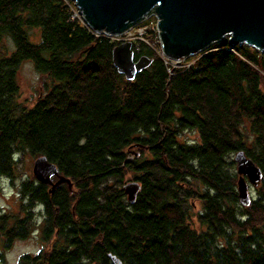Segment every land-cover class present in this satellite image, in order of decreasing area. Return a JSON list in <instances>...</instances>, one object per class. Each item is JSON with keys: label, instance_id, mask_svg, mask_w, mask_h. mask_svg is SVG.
<instances>
[{"label": "trees", "instance_id": "obj_1", "mask_svg": "<svg viewBox=\"0 0 264 264\" xmlns=\"http://www.w3.org/2000/svg\"><path fill=\"white\" fill-rule=\"evenodd\" d=\"M73 5L0 0V181L29 155L33 174L45 156L52 182L71 183L20 179L19 208L0 210L1 262L36 232L43 246L16 264H264V52L225 38L174 67L138 40L136 59L152 62L128 80L119 42L73 18ZM26 61L46 76L30 105L18 99ZM240 150L262 172L249 204Z\"/></svg>", "mask_w": 264, "mask_h": 264}, {"label": "water", "instance_id": "obj_2", "mask_svg": "<svg viewBox=\"0 0 264 264\" xmlns=\"http://www.w3.org/2000/svg\"><path fill=\"white\" fill-rule=\"evenodd\" d=\"M84 21L99 33L117 35L145 20L151 14L157 19L164 54L174 60L188 58L205 51L212 44L228 38L231 47L247 45L264 52V0H72ZM114 64L126 79L134 80L137 73L148 67L152 59H136L133 43L125 41L113 50ZM238 163V191L243 204L252 200L249 182L258 183L260 168L243 150L235 154ZM36 177L53 185L69 182L58 175L55 164L40 156L34 163ZM248 177V180L246 177ZM140 184L131 182L126 189L134 202ZM115 264H122L112 256Z\"/></svg>", "mask_w": 264, "mask_h": 264}, {"label": "rangeland", "instance_id": "obj_3", "mask_svg": "<svg viewBox=\"0 0 264 264\" xmlns=\"http://www.w3.org/2000/svg\"><path fill=\"white\" fill-rule=\"evenodd\" d=\"M74 5L72 6V10L74 12L73 18L80 17V19H82V22L86 24L87 26H89L84 21V18L80 14L76 5L75 6ZM157 22H158L157 17L154 14H151L149 17H147L142 22L129 28L127 30L129 32L123 35L124 39L114 37V36L112 37L111 35H108L107 33H103V32L99 33L92 27L90 26L89 27L92 28L98 36H101V35H105L108 37L111 36L110 39L119 42V44L125 41H131L133 43V49L138 48L137 41L140 39H134V37L136 38L137 36H139L140 38H143L145 40V42L152 48V50L157 56L163 58L162 56L164 55H163V51L161 50L162 46H161V40H160V34H159V28H158ZM144 31H147V32L144 33ZM39 35L40 33L38 32V30L34 29V31L32 32L33 38L34 37L39 38ZM129 36L133 38L126 39ZM164 57L166 58L164 60H167L166 62L168 64H172L174 67L188 66L195 60L194 58L191 59L190 61L186 60L192 56L188 58L180 59L179 61L169 58L168 56H164ZM44 78L46 79V76L40 74L36 70L34 64L31 61H26L20 68L21 89H20V95L18 99L20 101H28L29 105L33 104L35 102V99L38 98V96L40 95V92L42 91L41 85H42V81L44 80ZM185 136H187L188 138H194L195 134L188 131L186 132ZM130 156H133V154ZM33 161L34 159L32 160L31 157H29V155H26L24 162L20 164V167H19L20 171L16 173L17 177L13 178L12 181L9 178L1 179L0 181V210L1 211L5 210L8 213H15L16 210L19 208V200H18L19 196H17L16 194L17 189H18V183L21 178L34 175L32 172ZM132 181L134 180H129L126 182L131 183ZM253 185L254 184L252 182H249V191L251 194L254 191L252 187ZM199 208H200V203L196 201L195 209L197 210ZM39 220H41V217ZM191 222H192L193 227L199 226L196 215H194V217L191 219ZM42 246H43V243L40 240L38 233L32 232L25 238H22V239L18 238L14 240L13 243L8 248L3 249L5 262L4 263L1 262V259H0V264H16L19 258L22 256V254L26 252H37ZM2 248L3 247L0 242V249Z\"/></svg>", "mask_w": 264, "mask_h": 264}, {"label": "built area", "instance_id": "obj_4", "mask_svg": "<svg viewBox=\"0 0 264 264\" xmlns=\"http://www.w3.org/2000/svg\"><path fill=\"white\" fill-rule=\"evenodd\" d=\"M148 31V30H147ZM147 31H144V33H146ZM127 32H129V31H125L124 33H121V34H117V35H111L112 37L114 36V37H118V38H121V39H124V37H123V35H125ZM110 36V37H111ZM125 37H127V36H125ZM133 37H131V36H129L128 38H126V39H132ZM134 39H140L141 41H145L143 38H140L139 36H137L136 38L134 37ZM137 50L139 49V48H136ZM161 50H162V47H161ZM163 51V50H162ZM163 55L164 56H166L165 54H164V52H163ZM164 56H162L163 57V59H166ZM165 61H167V60H165ZM177 61V60H176ZM179 61V60H178Z\"/></svg>", "mask_w": 264, "mask_h": 264}]
</instances>
